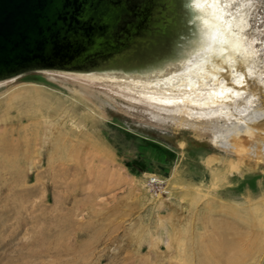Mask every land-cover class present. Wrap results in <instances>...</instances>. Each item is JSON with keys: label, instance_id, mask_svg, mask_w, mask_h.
Returning a JSON list of instances; mask_svg holds the SVG:
<instances>
[{"label": "rangeland", "instance_id": "obj_1", "mask_svg": "<svg viewBox=\"0 0 264 264\" xmlns=\"http://www.w3.org/2000/svg\"><path fill=\"white\" fill-rule=\"evenodd\" d=\"M48 78L0 87V264H264L263 167Z\"/></svg>", "mask_w": 264, "mask_h": 264}, {"label": "bare ground", "instance_id": "obj_2", "mask_svg": "<svg viewBox=\"0 0 264 264\" xmlns=\"http://www.w3.org/2000/svg\"><path fill=\"white\" fill-rule=\"evenodd\" d=\"M177 3L170 41L146 58L36 74L70 85L100 109L168 134L180 146L187 137L207 144V163L264 170V0Z\"/></svg>", "mask_w": 264, "mask_h": 264}, {"label": "water", "instance_id": "obj_3", "mask_svg": "<svg viewBox=\"0 0 264 264\" xmlns=\"http://www.w3.org/2000/svg\"><path fill=\"white\" fill-rule=\"evenodd\" d=\"M178 10L177 0H0V82L146 58L170 41Z\"/></svg>", "mask_w": 264, "mask_h": 264}]
</instances>
